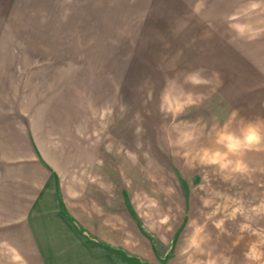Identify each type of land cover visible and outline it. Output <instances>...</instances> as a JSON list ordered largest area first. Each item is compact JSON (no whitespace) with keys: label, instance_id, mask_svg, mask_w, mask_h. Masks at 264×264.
Instances as JSON below:
<instances>
[{"label":"rangeland","instance_id":"obj_1","mask_svg":"<svg viewBox=\"0 0 264 264\" xmlns=\"http://www.w3.org/2000/svg\"><path fill=\"white\" fill-rule=\"evenodd\" d=\"M223 9L0 0L1 132L26 126L45 155L112 150L151 225L174 238V264H264V80L233 56L246 14L234 23Z\"/></svg>","mask_w":264,"mask_h":264},{"label":"crops","instance_id":"obj_2","mask_svg":"<svg viewBox=\"0 0 264 264\" xmlns=\"http://www.w3.org/2000/svg\"><path fill=\"white\" fill-rule=\"evenodd\" d=\"M217 1L223 12L232 7L234 23L246 14V27L234 25L240 29L234 41L246 47L233 56L264 80V0ZM6 121L4 132L0 127V253L9 254V264L15 258L14 264H174V238L165 243L162 222L157 230L145 199L130 195L122 158L106 148L45 155L26 126Z\"/></svg>","mask_w":264,"mask_h":264},{"label":"clouds","instance_id":"obj_3","mask_svg":"<svg viewBox=\"0 0 264 264\" xmlns=\"http://www.w3.org/2000/svg\"><path fill=\"white\" fill-rule=\"evenodd\" d=\"M193 79L196 83H199V81L196 80L195 77H193ZM260 140H261V136L256 130V128L250 126L247 129L246 135L244 136V141L247 142L249 145H251L253 143H258ZM239 145H240V141L237 140L233 145H231V147H238Z\"/></svg>","mask_w":264,"mask_h":264}]
</instances>
